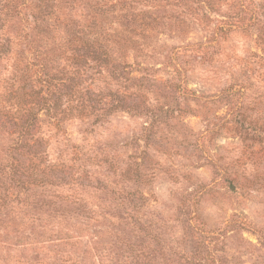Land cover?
Returning <instances> with one entry per match:
<instances>
[{
	"label": "rangeland",
	"instance_id": "rangeland-1",
	"mask_svg": "<svg viewBox=\"0 0 264 264\" xmlns=\"http://www.w3.org/2000/svg\"><path fill=\"white\" fill-rule=\"evenodd\" d=\"M0 264H264V0H0Z\"/></svg>",
	"mask_w": 264,
	"mask_h": 264
},
{
	"label": "trees",
	"instance_id": "trees-1",
	"mask_svg": "<svg viewBox=\"0 0 264 264\" xmlns=\"http://www.w3.org/2000/svg\"><path fill=\"white\" fill-rule=\"evenodd\" d=\"M254 15H255V14H253V13H252V16H253V17H255V16H256V15H255V16H254ZM252 16H251V17H252Z\"/></svg>",
	"mask_w": 264,
	"mask_h": 264
}]
</instances>
